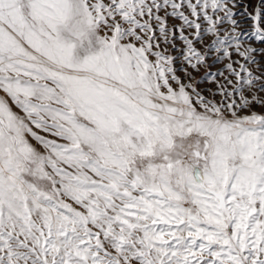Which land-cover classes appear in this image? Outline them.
Instances as JSON below:
<instances>
[{"label": "snow or ice", "instance_id": "snow-or-ice-1", "mask_svg": "<svg viewBox=\"0 0 264 264\" xmlns=\"http://www.w3.org/2000/svg\"><path fill=\"white\" fill-rule=\"evenodd\" d=\"M237 7L0 0V264H264V47Z\"/></svg>", "mask_w": 264, "mask_h": 264}, {"label": "rangeland", "instance_id": "rangeland-1", "mask_svg": "<svg viewBox=\"0 0 264 264\" xmlns=\"http://www.w3.org/2000/svg\"><path fill=\"white\" fill-rule=\"evenodd\" d=\"M195 2V0H194ZM251 2H255V0H251ZM236 3L238 7L235 9L237 12V16L235 17L238 21V24L240 25V28L238 29L241 31V38L243 41L246 42L247 45H251L252 47L261 48L264 47V44L259 43L255 40V38L252 35V30L254 26V22L251 20L249 13L254 14L253 9L251 7L248 8L247 13L245 12V6L250 3V0H236ZM257 6H259L257 4ZM172 23H176L177 26L179 25L178 21H171ZM178 36V33H177ZM180 41L177 39V47L176 50L173 52V55L177 56V62L175 67L177 69L180 68V58H179V50H180ZM258 60L264 61V58L257 57ZM243 62V61H241ZM218 67V66H217ZM217 67H213L211 71L215 72L217 70ZM181 76L183 75L182 72L179 73ZM205 76V70H201L200 73L196 76L197 80H201L202 77ZM199 87L201 89L207 90V89H213L215 90V85L213 83H209L208 81H203ZM3 93H0V96H3ZM261 96H264V93L260 94ZM219 100V97L216 98ZM10 103V101H9ZM15 110V109H14ZM255 111L257 112H264V108L256 107Z\"/></svg>", "mask_w": 264, "mask_h": 264}]
</instances>
